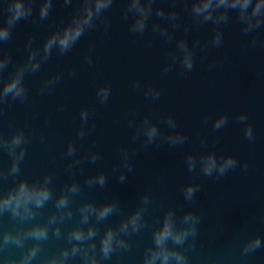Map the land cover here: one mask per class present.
<instances>
[{"label": "water", "instance_id": "water-1", "mask_svg": "<svg viewBox=\"0 0 264 264\" xmlns=\"http://www.w3.org/2000/svg\"><path fill=\"white\" fill-rule=\"evenodd\" d=\"M4 0H0L3 4ZM41 0H36L33 15L20 21L12 31L9 41L0 43V56L10 55L12 63L5 76L28 56L27 43L33 40V49L42 48L44 42L58 28L66 24L79 6V0L65 6L63 0H53V8L47 19L40 20ZM127 0H115L107 13L111 28L104 31L102 24L85 33L74 48L60 55L54 49L51 58L42 64L39 72L25 77L29 89L27 102H10L3 106L0 116V132L10 135L15 127H24L30 135L27 155L22 162V174L35 178L46 173H54L53 188L58 195L66 183L73 179L82 185L81 194L74 198L72 207L92 200L103 203L118 200L125 214L135 209L140 198L148 194L152 205L145 214L151 225L156 217H162L169 206L184 211L194 210L201 217L197 251L192 254V264H206L210 255H224L228 252L226 264H264V249L254 255L241 257L235 237L242 238L264 235V48L248 45L250 36H245L240 25L232 19L224 27V42L219 48L208 47L198 50L196 62L191 72H181L179 65L167 74L162 72L175 50L176 40L187 39L189 45L196 40L202 43L211 39L214 26L211 23L195 25L190 15V0H157L156 8L165 11L175 9L180 16V27L175 29V39L165 42L151 30L153 23L168 27L171 24L155 15L150 18L149 28L143 36L129 31L128 21L123 19ZM6 17L0 14V23ZM189 31H184V26ZM257 35L264 38V28ZM93 55L94 63L88 65L85 57ZM215 63V67L209 65ZM74 72V76L69 73ZM63 73L62 79L50 93L40 95L39 90L45 80ZM141 81L143 87L152 85L162 92L159 100L144 95L143 87L135 89L133 83ZM110 85L112 94L107 104H100L96 90L101 85ZM88 108L94 115L90 118L92 129L84 140L77 141L78 156L85 152L99 151L102 158L95 164L84 162L83 173L78 166L74 174L67 170L73 158L66 156L67 144L76 138L80 127L79 113ZM248 114V123L254 129L255 139L249 141L244 136V125L236 117ZM221 114H228L229 122L220 130H213L212 121ZM172 115L177 121L175 131L188 136L183 145L171 146L167 142L143 146V137L133 142L135 127H129V120L139 123L145 116L150 117L165 132L168 129L162 118ZM45 137L41 142L40 136ZM206 139L207 146L201 141ZM122 147L134 149V170L127 173V180L121 183L119 173L112 169L120 162ZM215 151L218 155H232L242 165L247 162L248 171L241 167L230 171L217 180L187 170L188 154L201 155ZM11 158L0 151V168L10 167ZM127 171L126 169H122ZM104 171L108 182L104 188L89 189L84 181L87 176ZM10 183V181L8 182ZM198 183L199 191L192 204L185 201L182 187ZM8 184H0V188ZM50 203L41 221L53 211ZM122 217L117 214L104 222L103 227L115 226ZM79 220L78 214L65 227ZM10 223L0 221V227H10ZM132 245L128 251H119L105 264H142L144 249L152 243L151 228L139 235L129 237ZM63 241L50 240L46 249L55 251ZM202 245V247H201ZM229 245L231 248L229 250ZM15 251V250H13ZM2 264V261H0ZM72 264H79L73 261Z\"/></svg>", "mask_w": 264, "mask_h": 264}, {"label": "clouds", "instance_id": "clouds-1", "mask_svg": "<svg viewBox=\"0 0 264 264\" xmlns=\"http://www.w3.org/2000/svg\"><path fill=\"white\" fill-rule=\"evenodd\" d=\"M36 0H4L0 4V14L6 17L0 23V43L7 42L12 37L16 25L27 20L33 15ZM73 0H63L65 6L72 4ZM157 0H127L123 19L128 21L129 31L143 36L149 28V21L154 11L162 20L168 21L173 31L168 27L153 23L151 30L158 34L165 42L175 39V29L180 27L179 13L173 9L165 11L156 8ZM115 0H79L71 19L48 36L42 48L33 49V40L27 43L28 56L25 62L15 67L14 71L7 72L12 63L10 55L0 56V116L3 115V106L10 102H27L29 89L25 82L28 74L39 72L42 64L46 63L53 55L54 49L60 55L69 53L80 41L86 32L102 24L104 31L111 28V21L107 13L113 8ZM189 9L193 23L197 26L211 23L214 26L211 39L196 40L189 45L187 39L176 40L175 50L170 53L168 62L164 65V74L172 72L177 65L181 72H191L195 66L198 50L208 47H221L224 42V27L227 26L235 13V21L240 25V30L245 36H250L248 45L252 48H264V38H260L258 30L264 28V0H190ZM53 8V0H41L39 8L40 20L48 18ZM184 31H189V26H184ZM88 65L94 63L91 49L85 57ZM210 69L215 63L209 65ZM74 76V72L69 73ZM63 73H58L45 80L39 90L40 95L50 93L54 86L62 79ZM135 89L143 87L137 80L133 83ZM144 95L152 100H159L161 90L152 85L143 87ZM112 89L110 85H101L96 90V98L100 104H107ZM94 115L88 108L81 109L79 113L80 127L76 138L70 140L66 148V156L73 158L67 164V170L74 174L79 166L83 173L85 161L95 164L102 158L99 151L85 152L78 156L77 141H82L90 134V118ZM248 114L240 113L236 120L244 125V136L247 140L255 139L254 129L248 123ZM168 129L165 132L158 123L145 116L139 123L134 119L129 120V127H135L132 136L133 142L143 137V146L167 142L171 146L183 145L188 141V136L177 129V121L172 115L162 118L161 121ZM229 122L228 114H221L212 121L213 130H220ZM28 122L24 127H15L10 135L0 132V151L6 152L11 158L10 167L0 168V184H8L0 188V221L10 223V227H0V261L2 264H105L111 261L113 255L119 251H128L132 245L129 237L139 235L142 230L151 228L152 243L144 249L142 264H192V254L197 251V241L200 235L202 217L194 210L184 211L181 215L177 208L169 206L162 217H156L150 225L145 214L153 201L150 195L145 194L140 198L134 210L125 214L118 200L96 203L86 200L73 208L74 198L78 197L83 188L78 180L73 179L66 183L57 195L54 191V173H46L35 178H28L22 174V162L27 155L30 135L26 131ZM45 137L40 136L41 142ZM202 146H207V140L201 141ZM134 149L122 147L120 162L112 169L113 174L119 173L121 183L127 180V173L134 170ZM187 170L206 177H215L217 180L226 176L230 171L241 167L246 173L249 165H242L232 155H218L215 151H208L199 156L188 154L186 157ZM126 169L127 171H123ZM10 181V183H8ZM108 182V175L104 171L86 177L84 183L89 188H104ZM198 183H189L182 187L184 199L189 204L195 200L199 191ZM52 204L53 211L43 221L38 219L43 210ZM78 214L79 220L70 227H65L67 221H72ZM119 214L122 219L115 226L103 227L104 222L110 217ZM63 241L62 246L55 251L48 252L46 245L50 240ZM234 242L239 245L240 256L249 257L258 250L264 249V235L256 234L242 238L235 237ZM202 247V245H201ZM231 245H229V250ZM15 250V251H13ZM228 252L224 255H210L206 264H226Z\"/></svg>", "mask_w": 264, "mask_h": 264}]
</instances>
